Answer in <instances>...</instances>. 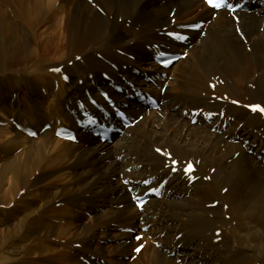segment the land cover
Listing matches in <instances>:
<instances>
[{
  "label": "bare ground",
  "instance_id": "6f19581e",
  "mask_svg": "<svg viewBox=\"0 0 264 264\" xmlns=\"http://www.w3.org/2000/svg\"><path fill=\"white\" fill-rule=\"evenodd\" d=\"M261 1L234 19L226 10L214 16L202 0H0V111L16 121L9 137L0 128V264H95L99 256L114 264H264V117L248 108L264 105ZM194 18L206 25L190 32L188 44L169 37ZM51 33L61 34L53 41ZM147 43L188 51L173 69L156 66L167 72L149 84L159 109L131 98L142 91L133 77L151 76L127 68ZM103 73L112 80L95 91L89 77ZM99 89L119 107L128 103L136 125H119L112 142L86 130L78 143L56 138V126L75 127L82 101L118 124ZM198 108L218 114L193 123ZM162 180L165 195L139 210L132 193ZM81 212L89 219L81 222ZM129 228L151 236L133 261L126 260L135 244ZM108 237L119 239L109 251L98 243Z\"/></svg>",
  "mask_w": 264,
  "mask_h": 264
},
{
  "label": "rangeland",
  "instance_id": "374dc122",
  "mask_svg": "<svg viewBox=\"0 0 264 264\" xmlns=\"http://www.w3.org/2000/svg\"><path fill=\"white\" fill-rule=\"evenodd\" d=\"M203 8V4H201L199 7H198V11L197 12H200L201 11V9ZM193 15H195V13H192V14H189L188 16H190V17H192ZM231 16H233L232 14H230ZM233 18L234 19H236L234 16H233ZM198 18H194V19H191L189 22H187L186 24H188V23H190V22H194V21H196ZM136 33H138V31H136ZM52 35H51V39H53V41H55V40H57L58 39V37H59V35L61 34V33H59V35H58V37H57V35L55 34V33H51ZM54 34V35H53ZM53 36V37H52ZM55 39V40H54ZM157 43H147L146 45H145V47L143 48V49H141V58H142V60L141 61H132V62H128V66H127V68L128 69H130V71H133V73H137V74H139V76H143L144 74H151V78L152 77H154L155 75H157V72H159V71H155V68H156V65L155 66H152L155 62H154V59H153V57H151L154 53H155V49H156V45ZM160 48H162L161 46H159ZM163 50H167L166 48H162ZM60 52H61V50H59L58 51V54H60ZM56 53V52H55ZM58 54H56V55H58ZM131 58H132V56H130ZM151 57V58H150ZM187 58V57H186ZM183 60V59H182ZM107 62V61H106ZM57 63H59V59H58V61H57ZM175 64V63H174ZM174 64L171 66V69H173V67H175L174 66ZM178 64V63H177ZM176 64V65H177ZM114 68H116V67H114ZM136 70V71H135ZM152 72V73H151ZM127 72H123V73H121V71L120 70H118L117 71V74H120L121 75V77L123 76V75H125ZM104 74V73H103ZM102 74V75H103ZM96 76H97V74H91L90 75V79L93 81V87H94V90L95 91H97L96 90V87H95V83H97V84H99V85H105V84H107V80L104 78L103 80H100V78L99 79H97V80H95L96 79ZM67 77H68V82L70 81V78H69V76L67 75ZM104 77V76H103ZM131 77H133V76H131ZM133 79L136 81V85H138V83L139 84H141L142 86L140 87L141 89H142V91L143 92H147V93H150V94H154L152 91H150L149 90V84H151V85H153V83H150V82H144V83H140L139 81H137L134 77H133ZM155 81H156V79H155ZM161 83V81L157 84V88H159V84ZM81 87H82V89H85L86 90V85L85 84H82L81 83V81H80V84H79ZM56 89L55 90H57L58 89V85L55 87ZM71 89V91L73 90L72 89V87L70 88ZM43 90V94H44V96L43 97H45V105H46V107H48V101H47V99H46V95H47V93H45L46 91H45V89H42ZM88 90V89H87ZM132 93H134L133 91H132ZM86 94V93H85ZM83 98H86V95H84L83 96ZM130 101H132V100H130ZM11 102L13 103V102H15V99H12L11 100ZM78 104H79V102L76 104V106L78 107ZM262 104V103H261ZM12 105H14V104H12ZM43 110H44V108H42ZM41 109V110H42ZM175 110L176 109H178V106H175V108H174ZM77 112V111H76ZM75 111H74V113H76ZM0 118L2 119V121L4 122V123H2V124H0V128H3L2 130H3V135H4V137H9V135H11V134H9V132L11 131V130H9V128L7 127V125L8 126H11V125H14L15 124V121H14V119L12 118V117H8V116H6L5 114H3L1 111H0ZM0 119V120H1ZM136 119V118H135ZM21 123H23V122H21ZM10 124V125H9ZM24 125V124H23ZM53 130V129H52ZM53 132V131H52ZM56 137V136H55ZM56 138H58V137H56ZM60 139V138H59ZM97 139V138H96ZM0 162H1V160H0ZM130 170L131 169H129V172H130ZM212 172V171H211ZM9 186V184L7 183L6 184V186L4 187V188H7ZM189 196V195H188ZM213 206H215V205H213ZM122 207V205H120V208ZM81 214L83 215H85V219H83L81 222H83V221H86L87 219H89V217H90V213L89 212H81ZM127 230H125V232H126ZM127 233H131V232H127ZM141 232L139 231V229L137 230V232L136 233H131V236H132V238L134 239V236L135 235H138V234H140ZM246 234V233H245ZM148 238V239H147ZM117 238H114V239H112V237H108L107 239L105 238H99L98 239V243L99 244H104L106 247H107V250L109 251L110 249H111V247H110V245L116 240ZM117 240H119V239H117ZM146 240H151V236H149V235H147L146 233H145V236L141 239V240H139V241H136L135 242V244H134V246H133V249L132 250H134V247H136V243H138V242H141L142 243V241H143V243H145V241ZM135 241V240H134ZM110 244V245H109ZM115 244V243H114ZM114 244H112V245H114ZM140 244V243H139ZM79 246V245H78ZM142 251V250H141ZM135 251H133V255H128L127 257H126V260H129V261H133L134 259H136L137 257L136 256H138V254L139 253H135ZM141 253V252H140ZM99 261H101L102 262V264H114V263H112V262H110L109 261V259L108 258H106V256H99L98 257V260H96V262H95V264H97Z\"/></svg>",
  "mask_w": 264,
  "mask_h": 264
},
{
  "label": "snow or ice",
  "instance_id": "6c2138e0",
  "mask_svg": "<svg viewBox=\"0 0 264 264\" xmlns=\"http://www.w3.org/2000/svg\"><path fill=\"white\" fill-rule=\"evenodd\" d=\"M206 3L214 9H222L225 7H230V5L227 4V0H206ZM171 35V34H170ZM180 37H177L179 39ZM167 66V64H165ZM56 71H59V69H56ZM233 103H236V101H233ZM253 111H260L261 113H264V107H260L259 105L253 106L252 107ZM32 135H35V133H31ZM69 139H75V137H69ZM157 151H160L157 149ZM179 162L173 160V165H177ZM173 170H177L174 168ZM193 170L191 165H188L187 171L191 172ZM127 183V181H126ZM140 207L143 208V202H141ZM137 251H140V249H137Z\"/></svg>",
  "mask_w": 264,
  "mask_h": 264
}]
</instances>
